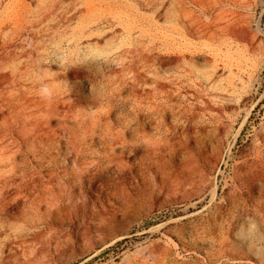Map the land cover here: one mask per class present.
<instances>
[{
	"label": "rangeland",
	"instance_id": "obj_1",
	"mask_svg": "<svg viewBox=\"0 0 264 264\" xmlns=\"http://www.w3.org/2000/svg\"><path fill=\"white\" fill-rule=\"evenodd\" d=\"M0 264H264V0H0Z\"/></svg>",
	"mask_w": 264,
	"mask_h": 264
},
{
	"label": "bare ground",
	"instance_id": "obj_2",
	"mask_svg": "<svg viewBox=\"0 0 264 264\" xmlns=\"http://www.w3.org/2000/svg\"><path fill=\"white\" fill-rule=\"evenodd\" d=\"M168 113H169L168 109L164 107L163 110H160L158 112L159 115H156L155 118L156 119L157 118L163 119L164 117H166L168 115ZM128 129L129 130L135 129V131H136V127H128ZM117 142H118L117 138L112 137V139L109 140L108 143L103 144L101 151L96 152V158L98 159V165L94 170H92V172H90V170H89L90 173H88L89 175L87 177V180H88L90 185H92L95 182L97 176H103L106 173L107 167L104 166L101 162L105 158H107L108 160L117 158V156L115 154V145ZM120 148H121L122 154H126V150H128V145L124 141H122ZM148 150H149L148 148H145L143 151H148ZM130 151L132 153H138L139 149H137V146H131ZM111 178L112 177L105 175L104 177H101L100 180L102 183L104 182L106 185V184H110V182L112 180ZM82 183H83V178H82V176H80L79 177V184L81 185ZM100 190H102V187ZM73 226H75V224H73Z\"/></svg>",
	"mask_w": 264,
	"mask_h": 264
}]
</instances>
